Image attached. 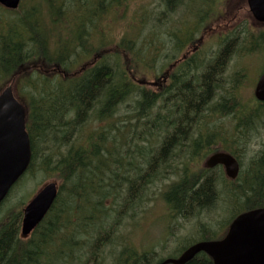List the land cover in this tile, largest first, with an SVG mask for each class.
<instances>
[{"label": "trees", "instance_id": "trees-1", "mask_svg": "<svg viewBox=\"0 0 264 264\" xmlns=\"http://www.w3.org/2000/svg\"><path fill=\"white\" fill-rule=\"evenodd\" d=\"M222 1L162 0L163 9L160 3L154 7L144 4L129 18L126 34L112 56L96 45V39L108 36L105 29H110L113 20L126 19L132 0H22L16 10L0 5V93L14 80L19 95L21 90L25 92L33 152L26 174L37 167L56 175L59 182L52 208L29 238L21 236V210L10 211L1 223L0 264H105V250L119 242L118 230L129 209L143 202L152 185L172 176L176 179L162 197L177 216L196 217L217 206L223 171L205 166L193 169L190 162L201 151L219 150L242 162L240 154L246 152L249 142L235 145L232 141L233 145L213 149L214 133L203 137L207 143L200 137L192 145L188 141L197 128L210 127L207 121L212 114L222 121L229 118L223 112L225 106L236 109L235 131L221 126L213 130L226 131V137L234 132L248 136L262 120L264 103L242 94L239 81L246 74H230L227 69L238 51L245 50L244 43L246 54L255 48L264 52V29H256V41L246 24L244 29L231 30L210 55L213 61L208 69L199 63L192 65L202 75L193 76L192 67L183 64L174 72L171 86L161 91L146 89L129 77L131 58L124 62L125 68L118 60L111 63L108 59L136 51L140 61H154L156 57L145 51L153 43L157 46L158 35L140 48L137 31L149 28L155 32L179 8L192 12L195 2L205 8L196 20V31H200L204 21L220 13ZM175 29L173 45H164L158 56L165 62L188 39L182 29ZM96 54L100 59L94 64ZM129 101L124 117L116 119ZM94 122L106 125L81 136L80 131ZM240 175L235 180L224 178L232 186L230 197L245 203L228 226L240 213L264 207V144L252 159L243 184ZM110 195L114 198L109 206L106 199ZM58 243H65L64 250L58 249L52 256L50 250ZM121 256L115 264H163L166 260H157L155 251L130 244L124 246ZM185 264L214 262L200 252Z\"/></svg>", "mask_w": 264, "mask_h": 264}, {"label": "rangeland", "instance_id": "rangeland-1", "mask_svg": "<svg viewBox=\"0 0 264 264\" xmlns=\"http://www.w3.org/2000/svg\"><path fill=\"white\" fill-rule=\"evenodd\" d=\"M208 2L210 3V0H208ZM157 3L161 4L162 9L164 8L162 0H132L126 19L120 21L115 19L112 22L110 21V29H105L108 36H105V38L98 36L96 39V45L110 48L120 44L122 38L126 34L125 27L129 18L133 16L135 9H138V7L143 6L144 4L149 6L153 5L154 7ZM204 9L203 4L200 2L192 3V12L187 13L184 8H179L176 13L170 16V19L163 25V27L160 26V29L158 27L155 32L149 28L142 30L141 32H136L135 38L142 42V44L140 43V48L144 47V41L149 42V40H152L158 35V38L155 41L157 46L153 43L151 44L152 46L145 51L148 52L147 54L149 56L156 57L154 61H140L138 59L139 54L136 51L128 53V56L122 54L119 57L115 56L116 58L111 57L108 61L112 63L116 59L123 65V68H125L124 62L130 57L132 59L130 70L134 71L138 78L143 79L142 81L136 82L139 85H144V88L146 89H156L157 87L155 83L145 84V82L159 76L163 66H167V64H164L165 60L158 58V56L163 54L164 45L167 44L168 46L170 45V47L173 45L172 31L176 30L175 28H178L179 30L182 29L181 31L186 33L185 35L187 36L188 32L194 28L195 21L202 15ZM219 9L220 13H213L208 19L207 25L209 30L205 43L208 46L209 55L218 49L220 45V37L223 35H229V31L236 27L244 29L243 26L246 24L248 29L252 26L255 32L256 29H264V26L257 22L251 14L247 0H223L219 5ZM249 30L251 31L250 34H252V29L250 28ZM158 47L162 48L159 50L160 53L156 50ZM243 47L245 50L242 51L243 49H240L238 51L231 64L232 71L229 73L233 74L235 72V74H237L238 72L243 71L246 76H243V79L239 81L240 83L242 81L243 84L242 94L246 99L253 98L256 100L254 90L257 79L264 68V52H256V49H254L255 51L253 53L246 54V47H248L246 43H244ZM108 55L112 56L111 54ZM239 82L237 84H239ZM21 86L22 84H20L19 81V89ZM24 93L25 92H22L21 90L20 95L22 98ZM129 104H131V101L122 105L123 109L121 108L119 115L116 114V119L119 116H123L122 113L127 110ZM232 118H236V115H233ZM232 118L230 116L227 120L222 121L217 115L212 114L207 121L210 127L203 125L201 126L202 129L197 128L195 134H193L188 143L192 145L193 140L198 137L204 139L203 137L207 135L212 136L213 133L215 136H212V138L215 141L217 140L213 144V149L214 147L223 146L228 143L231 145H239L246 141L249 142L246 152L240 154L242 159L240 182L243 184L245 177L248 174V170L251 167L252 159L256 157V154L264 144V127H262V120L264 117L257 123L255 129L249 133L248 136H241V134L240 136H237L236 132H234V136L226 137L228 135H226V131L223 130L233 129L235 131V128H233L235 127V124L231 122ZM105 125L106 123H88V125L80 131V135L85 137L88 133ZM215 126L223 127V130H221L222 133L218 130H213V127ZM220 137L223 139H220ZM203 141L204 143L208 142L205 139ZM232 141L236 142L232 144ZM211 153L207 152V154H205V151H201L200 156H195L194 161L190 162L191 167H193V169L204 167L206 160ZM214 170L220 171L219 168H215ZM221 170L223 171L224 178H227L224 169L221 168ZM224 178H221L218 182L220 201L217 206L214 209L209 210V212L204 211L202 215L191 218L177 216L175 212L171 211L170 207L162 197V193L168 189L169 185L176 179V177L172 176L164 182L152 185L144 194L145 197L143 202L140 205L130 208L128 214L125 215L117 234L119 242L113 243L106 248L104 253V263L115 264V262L122 257L121 252L126 244L136 246L138 249L144 251H155L158 253L157 260H163L178 256L184 248L188 247L194 241L210 237H221L225 234L228 224L234 215L239 211H242L245 207L243 200L236 202L234 198L230 197V185H227ZM51 181L58 183L56 175L52 173L48 174L43 170H38L37 167L23 176L22 179L15 184L8 198L1 206L0 225L5 219H7L8 215H11L9 214L10 211L22 210V207L34 197L38 190ZM113 198L114 197L110 195L106 199V204L110 206L113 202ZM64 246L65 243L56 244L54 249L50 250L52 256L53 253L57 254L56 250H64Z\"/></svg>", "mask_w": 264, "mask_h": 264}, {"label": "water", "instance_id": "water-1", "mask_svg": "<svg viewBox=\"0 0 264 264\" xmlns=\"http://www.w3.org/2000/svg\"><path fill=\"white\" fill-rule=\"evenodd\" d=\"M20 3L21 0H0L2 6L11 10L17 9ZM247 3L256 21L264 24V0H247ZM96 57L91 62L94 63ZM16 88L14 80L0 93V206L28 170L33 154L26 126L27 110L18 98ZM255 97L264 102V73L257 81ZM218 165L224 167L229 179H237L240 162L234 155L218 151L210 155L205 163L209 169ZM58 191L57 182H48L23 207V238L29 237L46 217ZM200 252L206 253L214 264H264V207L240 213L222 238L196 242L180 256L167 258L163 264H185Z\"/></svg>", "mask_w": 264, "mask_h": 264}, {"label": "flooded vegetation", "instance_id": "flooded-vegetation-1", "mask_svg": "<svg viewBox=\"0 0 264 264\" xmlns=\"http://www.w3.org/2000/svg\"><path fill=\"white\" fill-rule=\"evenodd\" d=\"M207 24H208V20L204 21L203 24L200 26L201 27L200 29L204 28L205 25H207ZM196 28H197V22L195 21L194 29L189 31L190 33L187 35V38H188L187 42L185 44L181 45L182 47H180L179 50L177 51L178 52L177 54H179V55L177 56V54H174L173 58L170 61L164 62V64H167V66H165V67L163 66V68L160 71L161 73L159 74V76L153 78L152 80H148L147 82H145V84L155 83L156 87H157L156 89H158L160 91L163 89H168L171 86L172 80L174 78H176L174 72L180 71L181 70L180 67L183 64L189 68V66L192 67L193 64L199 63L201 66L208 69L209 65L213 61V57H211L209 55L208 46L205 43L207 36H208L207 35L208 31H206V29L205 30L203 29L204 31L203 30L196 31ZM226 36L223 35L222 37H220V42L222 40H224V38ZM254 38L256 41V35L254 36ZM220 42H219V44H220ZM232 63H233V60H232L231 64ZM231 64L229 65L227 72L232 71V65ZM128 73H129L128 74L129 77H131L135 81L139 82V81L143 80L141 78H138L137 74L132 70H129ZM203 73L204 72L201 73L197 69L192 67L193 76L202 75ZM140 86L144 87V85H140ZM255 87H256V84H255ZM217 97H219V95H217ZM217 97H215V98H217ZM236 107L239 111L241 110V107H239V106H236ZM222 109H223V112L226 113V115L228 117L231 116V118L236 113V111H235L236 109H232L231 107H228V106H225ZM236 119L237 118H232L231 122L233 124H236L237 123Z\"/></svg>", "mask_w": 264, "mask_h": 264}, {"label": "bare ground", "instance_id": "bare-ground-1", "mask_svg": "<svg viewBox=\"0 0 264 264\" xmlns=\"http://www.w3.org/2000/svg\"><path fill=\"white\" fill-rule=\"evenodd\" d=\"M193 29H194V28H193ZM202 56H203V55H202ZM254 94H255V92H254ZM186 249H187V248H186ZM186 249H185V250H186ZM185 250H184V251H185ZM184 251H183V252H184Z\"/></svg>", "mask_w": 264, "mask_h": 264}]
</instances>
